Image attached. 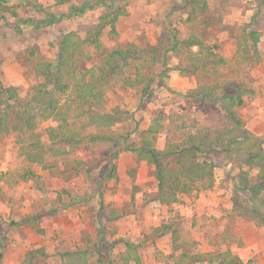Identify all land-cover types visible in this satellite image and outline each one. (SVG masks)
<instances>
[{
  "label": "rangeland",
  "instance_id": "1",
  "mask_svg": "<svg viewBox=\"0 0 264 264\" xmlns=\"http://www.w3.org/2000/svg\"><path fill=\"white\" fill-rule=\"evenodd\" d=\"M92 1L97 0H71L64 5L55 0H6L14 15L0 13V85L14 88L18 98L9 102L10 119L30 98L33 87L44 82L36 64L55 63L59 40L66 32L89 39L106 10L99 5L52 25L35 27L36 23L47 17L46 11L64 14L71 5ZM187 1L116 0L127 16L118 19L114 31L109 26L103 29L100 47H85L90 60L77 59L79 72L105 67L108 54L116 48L136 47L134 57L118 64L122 73L107 77L104 88L105 111L118 110L115 128L129 135L127 143L139 144L156 119L161 125L155 137L158 149L208 126L217 102L192 98L188 91L213 83L233 90L231 82L251 89L238 112L246 128L264 138V0H207L206 11L194 22L187 20L191 10ZM36 3L43 9H36ZM247 25L250 28L245 30ZM250 30L261 34L259 58L250 50ZM189 35L200 38L206 50L186 48L181 42ZM205 53L212 57L204 62L192 59ZM140 78L152 81L147 90L142 84L132 88L124 84L126 79ZM73 98V92L67 91L56 100L64 106ZM71 107L72 115L78 114L70 121L72 128L89 132L77 120L79 109ZM57 123L50 119L37 124L47 168L25 159L20 134L0 135L2 264H24L28 253L38 249L45 256L36 252L27 264H60V253L76 250L87 252L88 264H98L101 241L98 258L106 264H125L119 257L126 253V242L137 245L141 264H211L196 258L226 249L243 264H264V224L256 226L234 211L232 182L239 169L219 152L205 157L216 166L213 184L192 186L179 203L166 206L156 198L154 167L124 150L123 144L107 149L84 143L64 156H52L45 129ZM94 159L101 163L92 172L78 164ZM170 161L174 167V159ZM113 166L116 178H107ZM29 170L31 177L25 174ZM238 196L248 200L246 192Z\"/></svg>",
  "mask_w": 264,
  "mask_h": 264
},
{
  "label": "trees",
  "instance_id": "2",
  "mask_svg": "<svg viewBox=\"0 0 264 264\" xmlns=\"http://www.w3.org/2000/svg\"><path fill=\"white\" fill-rule=\"evenodd\" d=\"M116 0H97L85 2L80 6H69L64 14H53L46 11V18L38 21L35 27L52 25L64 18H70L93 10L101 5L105 8V13L100 16L96 32L89 39H82L75 31H69L62 35L58 43L56 61L54 64L49 62H38L35 71L40 75L44 82L37 83L33 87L30 98L22 104L21 108L10 119L8 109L10 103L17 101L14 88H3L0 85V135L10 132L18 133L22 136L21 148L25 159L31 164L44 165L45 152L42 147L41 136L36 132L39 120L48 121L56 119V126H48L45 134L49 142L48 152L52 156H64L75 150L81 144H89L91 147L98 148H117L120 144L124 145V150L136 155L139 161L152 165L155 170L157 182V200L166 206L179 203L181 196L190 191L192 186L197 184H208L211 186L214 180L215 165L207 160L210 154L219 152L225 160L239 169L233 178L232 207L241 217L249 218L256 226L264 224V138L256 135L246 128L244 121L238 110L244 105L245 97L252 93L248 86L243 84L229 83L233 90L223 89L219 83L201 84L188 91L192 98L203 99L208 102H217V110L211 112V123L202 127L194 133H189L185 139L178 143H167L163 149L155 146V137L161 129L159 119L143 132V137L139 144L127 143L128 134L113 129L120 121L118 110L114 109L108 113L105 111V91L107 85L106 78L112 74L122 73L123 67H118L122 61L134 57L137 53L136 47L132 44L127 49L116 48L108 54L105 67H91L85 72L78 70L77 59L86 55L88 44L92 48L100 47L99 38L106 26L114 31L116 23L120 17H126L124 8L116 6ZM6 0H0V13L10 12L5 5ZM71 0H55V4L64 5ZM36 9H43L41 5L34 4ZM187 6L191 10L187 18L194 22L198 14H203L207 9V0H189ZM14 15L13 12H10ZM2 17V16H0ZM250 28L246 26L245 30ZM173 36L175 46L178 39ZM252 46L251 51L256 58H259L258 44L261 34L256 30L247 33ZM186 48L197 47L202 52L206 50L202 40L195 35H189L181 42ZM214 55V54H213ZM212 57L205 53L202 57L195 56L194 61L204 62L205 59ZM219 62H225L219 58ZM118 68V70H117ZM152 81L146 82L145 79L131 81L124 80L127 87L144 85L147 90ZM72 91L74 102L67 105H60L56 100L60 94ZM72 105L79 109V117L84 128L90 131H83L72 128L70 121L77 115H72ZM3 106V107H2ZM83 128V129H84ZM174 159V167H171L170 160ZM101 160L94 159L91 162L79 161L87 172H92L100 167ZM246 169V170H244ZM255 171L254 177L250 175ZM33 176L29 170L25 173ZM107 178H116V167ZM248 194V200L242 201L238 196L240 192ZM238 192V193H237ZM102 197V195H101ZM22 223V222H21ZM16 225L17 222H11ZM167 228V227H164ZM167 230V229H166ZM103 246L101 241L97 246V263L106 264L99 257V247ZM126 253L121 256L123 263L133 262L141 264V258L137 253V245L126 242ZM38 252L45 256L42 249L31 251L24 260V264L32 262L34 253ZM0 252V264L2 260ZM60 264H88V254L83 250L73 252H62L59 254ZM206 261L211 264H243L242 260L230 249L215 252L208 257H198L196 262ZM110 264V263H107ZM112 264V263H111Z\"/></svg>",
  "mask_w": 264,
  "mask_h": 264
},
{
  "label": "crops",
  "instance_id": "3",
  "mask_svg": "<svg viewBox=\"0 0 264 264\" xmlns=\"http://www.w3.org/2000/svg\"><path fill=\"white\" fill-rule=\"evenodd\" d=\"M113 129L117 130L115 127H114ZM162 149H163V148H162Z\"/></svg>",
  "mask_w": 264,
  "mask_h": 264
}]
</instances>
